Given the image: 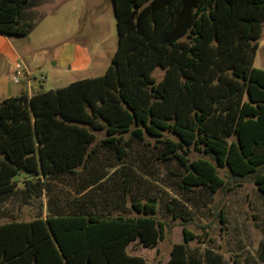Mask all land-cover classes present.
<instances>
[{"label": "trees", "instance_id": "1", "mask_svg": "<svg viewBox=\"0 0 264 264\" xmlns=\"http://www.w3.org/2000/svg\"><path fill=\"white\" fill-rule=\"evenodd\" d=\"M29 2L0 0L1 34H31L33 23L21 21ZM114 3L119 44L104 75L0 102V199L23 174L29 197L51 193L52 183L76 180L80 171L90 177L80 178L75 200L51 196L45 218L0 225V264H147L129 247L155 248L167 224L157 218L155 199L133 197L135 216L114 201L101 208L88 201L112 177L94 166L97 132L105 131L100 146L120 162L131 141L158 140V159L176 165L184 192L216 194L253 181L264 196V70L254 67L264 0ZM195 152L204 157L192 159ZM219 169H227L229 182ZM177 203L166 209L182 219L185 242L173 246L167 264H226L213 248L191 249L195 236ZM258 253L264 264V242Z\"/></svg>", "mask_w": 264, "mask_h": 264}, {"label": "rangeland", "instance_id": "2", "mask_svg": "<svg viewBox=\"0 0 264 264\" xmlns=\"http://www.w3.org/2000/svg\"><path fill=\"white\" fill-rule=\"evenodd\" d=\"M44 11L53 21H42L37 27V37L41 39V33L47 34L49 45L42 47L48 51L50 65L41 74L37 72L36 84L44 78L43 90L49 91L78 80L104 75L119 44L114 0H30L24 14L37 21ZM73 46L78 48L76 59L55 66L57 53ZM85 54L95 56L89 64L84 63ZM254 67L264 70V27ZM164 74L165 71L159 68L154 76L161 81ZM105 137V131L97 132L98 152L94 166L101 164L112 177L102 188L103 191H94L88 201L93 199L100 208L106 200L114 201L125 213L135 216L131 208L133 197L144 202L155 199L159 210L157 218L167 224L165 238L155 248H146L135 242L129 247L130 254L142 256L147 264H167L173 246L185 242L182 219H174L166 209L167 204L176 200V212L186 208L189 219L186 229L195 236L190 243L191 249L204 252L213 248L224 256L226 264H236L235 261L238 264H263L258 252L264 242V196L253 181L241 183V186L231 184L216 194L201 188L184 192L178 187V177L172 173L176 172V165L165 164L158 159V140L145 137L144 142L131 141L128 155L120 162L101 148L100 143ZM129 137L125 135L126 139ZM203 157L196 152L192 155V159ZM219 171L224 181L229 182L227 169ZM79 175V180L65 177L52 183L53 191L40 197H29L25 191L27 175L17 177L15 192L0 199V225L45 218L49 213L51 196L62 204L77 199V188L82 182L80 178H88L89 172L80 171ZM109 210L114 215L124 213L114 208Z\"/></svg>", "mask_w": 264, "mask_h": 264}, {"label": "crops", "instance_id": "3", "mask_svg": "<svg viewBox=\"0 0 264 264\" xmlns=\"http://www.w3.org/2000/svg\"><path fill=\"white\" fill-rule=\"evenodd\" d=\"M24 13L21 15V21L31 22L34 25L29 36L18 37L0 33V102L23 94L31 97L38 92L45 91L43 90L45 80L40 82L39 79V84H36L34 80H38L37 72L41 74L50 65L47 60L48 51L42 47L46 44L49 45V42L47 34L44 32L41 33L43 39L42 36L41 39L37 37L39 34L37 27L42 21L51 23L53 18L44 11L41 17L35 21L31 19V15ZM67 48L57 53L55 66L65 65L68 61L73 62L76 59L77 46H73L71 49ZM39 50L40 53H38ZM92 57L95 56L85 54L84 63L89 64Z\"/></svg>", "mask_w": 264, "mask_h": 264}, {"label": "built area", "instance_id": "4", "mask_svg": "<svg viewBox=\"0 0 264 264\" xmlns=\"http://www.w3.org/2000/svg\"><path fill=\"white\" fill-rule=\"evenodd\" d=\"M44 80H45L44 78H41V79H40V82H44Z\"/></svg>", "mask_w": 264, "mask_h": 264}, {"label": "water", "instance_id": "5", "mask_svg": "<svg viewBox=\"0 0 264 264\" xmlns=\"http://www.w3.org/2000/svg\"><path fill=\"white\" fill-rule=\"evenodd\" d=\"M115 4V3H114Z\"/></svg>", "mask_w": 264, "mask_h": 264}]
</instances>
